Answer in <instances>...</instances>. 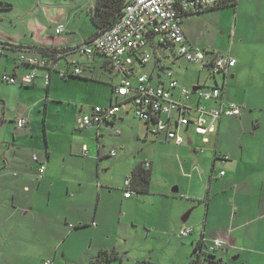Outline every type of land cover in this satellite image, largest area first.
Returning <instances> with one entry per match:
<instances>
[{"label":"rangeland","instance_id":"obj_1","mask_svg":"<svg viewBox=\"0 0 264 264\" xmlns=\"http://www.w3.org/2000/svg\"><path fill=\"white\" fill-rule=\"evenodd\" d=\"M81 1L87 3L90 0H0V3L12 6L10 10L0 9V43L44 46L45 40L59 39V36L72 38L73 33L77 32L76 29L72 30L73 25L68 26L62 35H55L52 31L59 23L66 22L64 19V22H60L63 21L60 20L61 16L74 13V7L79 8ZM95 1L92 0V4ZM238 5L239 20L235 8L214 9L185 19L184 28L191 30L192 36H198L195 38L197 41L192 39L190 45L236 58L239 65L235 72L238 74L242 71L240 77L245 82L244 87L249 89L251 99L258 102L264 98V1L239 0ZM78 15H81L80 22L85 20L89 24H81L80 31L85 33L89 28H95L87 12ZM22 54L31 56L28 52L12 50L0 54V167L7 164L6 160L16 168L11 171L12 176L19 178L21 170L17 168L33 167L35 171H39L40 162L34 161V157L46 162L47 153H52L50 167L59 173L60 178L69 180L73 190L79 189L77 198L72 200L74 204L68 207L70 212H82V218L75 222L73 213H69L67 220L63 218L58 227L49 222L47 227L41 221L35 224L32 219L28 223L21 214H25L27 210L24 209L29 208V204L26 202L20 206L21 201L17 200L16 205L20 207L16 217L9 222L6 230H0L1 264H45L46 261L50 264H85L103 248L109 252H119L123 264H137L140 261L153 264H190L197 258L192 245L193 238L182 237L181 231L174 227V219L178 216L183 226V217L193 206L189 205L191 203L186 200L188 196L184 192L173 193L174 188L179 187L171 185L175 181L176 160L172 156L174 149L170 150L167 145L154 148L143 137L140 129L144 124L136 117L134 110L129 115L124 110L119 117L124 116L126 121L118 122L115 129H110L107 133L106 130L103 131L105 135L101 140V151L103 150L105 158L100 162L99 169L97 131L93 130L89 136V132L79 130L76 119L82 109L87 112L92 107L109 105L106 97L109 90L112 93L111 89L106 87V83L97 82L99 78L106 82V73L105 77L96 74V80L88 82L79 79L64 80L54 76L49 94L51 100L47 102V87L41 80L35 86L11 85L3 81L5 75H12L15 65L20 64L19 70L22 73L29 72L19 62ZM157 57H167L164 61L167 69L187 73L185 78L183 76L184 80L181 78V83L187 88L192 89L198 81L204 83L209 75L185 58L175 59L171 52L160 50ZM155 64L156 57H153L146 68L138 67L141 70H137V75L150 74ZM41 74L43 76L41 72L39 76ZM217 77L220 86H223L224 77ZM228 81L229 95L234 82L231 78ZM207 84H212V80L209 79ZM255 116L264 118V113L256 112ZM19 119H28L29 127L17 129L16 122ZM116 130L123 131L124 135L115 136ZM195 132L206 135L202 130L195 129ZM84 145H87L91 155L84 153ZM182 146L190 151L193 149L188 141ZM202 149H205L203 145L196 152L200 154ZM11 151L14 152L10 154ZM113 151L115 155L106 158V152ZM254 158L255 155L250 157L252 161ZM145 159L153 160L156 165L151 194H134L131 200H127V188L123 184L132 176L134 168ZM221 168L223 167L217 168L216 174ZM80 179L83 181L82 188L78 184ZM216 181L222 182L224 179L217 178ZM87 182L91 187L86 186ZM169 185L171 186L165 190L164 187ZM101 187H104L102 199ZM46 196V189L33 195L35 202L40 199L47 202ZM11 201L10 197L7 202L9 207ZM190 201L195 204L194 200ZM78 204L82 207L78 208ZM196 205L204 208L203 227L206 223V229L213 230L210 220L215 216L207 213V204L198 201ZM174 210L177 211L173 212ZM196 210L194 214H198ZM10 211L13 212L12 209ZM75 223H85V227L73 228ZM215 252L213 256L203 255L202 264H216L220 260L223 264H244L246 261L230 247ZM108 264L122 263L115 261Z\"/></svg>","mask_w":264,"mask_h":264},{"label":"crops","instance_id":"obj_2","mask_svg":"<svg viewBox=\"0 0 264 264\" xmlns=\"http://www.w3.org/2000/svg\"><path fill=\"white\" fill-rule=\"evenodd\" d=\"M262 1L264 0H261V2ZM96 3L97 0L93 4L92 0L88 1L87 3L81 1L79 8L74 7V13L72 12L70 14L61 16L60 20L64 19L66 22L64 24L59 23L56 26L58 27L60 25H64L65 28H67L68 26L73 25L72 30L76 29L77 32L73 33L72 38H63L64 36H59V39H52V44V40H45L46 45L44 46H25L30 48L51 47L67 49L85 44L86 41H88L96 33V29L94 27L89 28L88 32L85 33L80 31L82 26L81 24H86L88 26L89 24L85 20L80 22L81 15L79 16L78 13L87 12V15L91 19L90 13L92 9L95 8ZM237 9H239V5ZM237 9L235 11L237 13V19L239 20V10L237 11ZM64 20L60 22H64ZM185 26L186 23L184 21L182 27L189 43H191L192 39H194L196 42L197 40L195 38L198 36H192L190 34L191 30H185ZM55 28L52 32L55 33V35H58L55 31ZM65 31L62 34H64ZM195 33L196 32L194 31V34ZM159 52L160 50L157 51V55ZM31 56L39 58V55L35 52H31ZM174 57H176L175 59L181 58L176 55H174ZM166 58L167 57H163L160 59L165 61ZM80 61L88 64V68L90 70L86 76L91 80H96V74H102L105 77L106 73V82H102L101 78L97 79V82L99 83H106V87L110 88L112 91V93L109 92L110 90L108 91L106 100L107 103L109 102V105L107 104L106 108L110 107L111 104L116 103L117 101L119 102L121 98L118 96L116 91H113V88H117V86L120 84L121 77L116 74L113 75L107 70V68L105 69L104 59L100 56H95L93 58L82 57L80 58ZM151 61L152 59L147 64V66L151 63ZM236 61L237 64L234 69L230 70L227 81L224 77V81L226 82V91L222 95L225 103L234 102L241 107L242 112L239 117H222L221 120L215 123V132H209L206 135L197 134L195 132V128L190 126L188 129H186L187 131L185 132V136L186 142L188 141L189 145L193 146L191 151L187 147L175 145L174 143L167 140L164 136L153 135L144 122V125L140 131L142 132L146 141L151 142V145H153L154 148L156 147L159 149V147H166L165 145H167L170 150L174 149L175 151L172 156L176 160L174 163V179L176 182H171V185H179V187H175L174 189L178 188L179 191L184 192V194L188 196L186 197V200L191 203L189 205L191 207L193 206L192 210H189L191 214L188 221L186 222L188 225L183 221L182 222L184 223L183 226L193 229L191 238H193L192 245L194 248L200 241L211 245L213 241L222 238L227 240L228 244L226 248L230 247L231 249L238 252L240 256H243L246 259L247 262L245 261L244 264H264V118L255 116L256 112L264 113V98H261L258 102L251 99L250 91L248 88L244 87L243 83L245 82L240 77L242 71L238 74L235 72L239 65V61L237 59ZM20 67V64L18 65V68L15 65V69L11 74L17 77H22L32 71L30 66L27 67L29 72L22 73L19 70ZM138 69L139 71L141 70L138 68V66H136V76H142L137 75ZM172 70L173 78L178 81L179 85L182 88L191 90L190 88L183 86V83H181V78L184 80L187 73H178L174 71V69ZM40 72L43 73V76L42 74L39 76ZM36 73L37 78L33 84L23 85L20 82L16 84L21 86H35L39 80L43 81L41 83L47 87L48 96L45 100L48 102L51 100L49 94L51 92L53 78L54 76L58 75L53 74L50 78L49 84H46L44 77L47 72L36 70ZM143 75H149L150 77H153L154 80L151 82V85L153 86L164 85L166 87L170 81L167 74L157 72L156 64L150 74L145 73ZM164 77H166V79H164ZM230 78L234 83H232L231 92L228 95V79ZM211 80L212 84H207L206 82L201 83L198 81L196 86H212L215 80ZM216 80L218 85H220L218 77ZM173 93L174 99L179 100L181 95L180 90L175 89L173 90ZM188 104L189 106L203 105L209 110L219 106L218 102L202 100L199 95H193L188 101ZM92 108L87 112H85V109L80 110L76 120H78L81 115L89 113ZM125 111L126 115H129L130 112H133L131 107ZM125 121V117L120 116L113 122L115 124L113 126L104 125L99 129L93 128L83 131L89 132V136H91L90 133H92L93 130L97 131V156L99 159V169L101 164L100 162L105 158L103 150L101 151V146L103 144L101 140L104 138L105 133L109 132L112 127L115 128L117 126L118 122ZM23 129L24 128H22V130ZM105 130L106 132L103 133ZM122 135H124L123 131ZM138 136L141 137V135ZM202 145L205 149H202L200 154H198L199 152H196V150ZM84 147L87 148V145H84ZM13 152L14 151H11L10 154ZM88 153L91 155L90 151H88ZM252 155H255L254 161L250 159ZM109 157H111V153L106 152V158ZM51 159H53L52 153L49 152L47 153L46 162H42L40 161L41 159H38V162L45 165L46 167V171L43 175H40L39 171H35L33 167L28 168L20 166V168H17L21 170L19 178L12 176L11 171L15 170L16 168L5 160L7 164L4 167H0V230H6L9 222L16 217L19 207L25 205L26 202L29 204V208L24 209L27 211L25 214H21V217L28 223H30L32 219L35 224L36 222L41 221L46 227L48 222L55 223L56 226H61L63 218H66L67 220L69 213H73L74 221L81 220L82 212L78 213L79 210H76V212H70L71 209L68 207L74 204V201L72 200L77 198V191H79V189L77 188V191L73 190L69 180L60 178L59 173L50 167L52 165L50 164ZM143 162L151 163L152 169L155 172L156 165L153 160L145 159ZM219 166H222L223 168H221L218 171L219 173L216 174L217 168ZM222 173H224L223 176ZM217 178L224 179V181L217 182ZM79 181L80 182H78V184H80V188H82L83 183L81 182L83 181L81 179ZM125 182L123 184L124 187ZM171 185L167 186L166 188L164 187V189L167 190ZM86 186L91 187L88 182ZM42 188L44 190L46 189L47 202H43L41 199L35 202L33 195H35L38 191H42ZM103 188L104 187L100 188V199H102ZM10 197L12 201L11 206L9 207L7 202H9ZM131 198L125 197L127 200H131ZM17 200L21 201L20 206L16 205ZM190 200H194L195 204L193 205ZM198 201L206 203L207 213L211 215L213 214L215 216L212 220H210L213 230L208 231L206 229V223L203 227L202 224L204 220L202 217L204 216V208L202 206L196 205V202ZM77 206L78 208L82 207L81 204H78ZM190 206L187 207V210L190 208ZM44 208H46L45 211ZM10 209H12L13 212H11ZM194 209H197L196 213L198 214H194ZM175 211L177 210H174L173 212ZM189 212L183 217V219L186 218ZM199 215L201 216L200 219ZM175 217L176 219H174V227L177 228L176 230H180L183 226L180 223L181 221L179 220V217ZM93 218L94 222L96 220V214ZM220 222H225V224L221 225ZM94 224L95 222L93 225ZM80 225L85 226V223H75L73 228H76ZM103 249L106 250V248ZM97 256L98 254L94 255L93 258L88 260L85 264H91V262L94 261ZM257 256L259 258H257ZM47 262L49 261H46L45 264ZM57 264L62 263L58 262Z\"/></svg>","mask_w":264,"mask_h":264},{"label":"built area","instance_id":"obj_3","mask_svg":"<svg viewBox=\"0 0 264 264\" xmlns=\"http://www.w3.org/2000/svg\"><path fill=\"white\" fill-rule=\"evenodd\" d=\"M221 0H131L126 6L124 16L107 32L95 38L90 44H83L74 47L67 54L69 64H78L82 57L93 58L101 54L109 61V67L113 74L121 77L120 84L116 92L120 96H131L133 92L134 101L129 106L125 102L110 107H94L89 113L79 117L77 124L81 131L89 129H99L108 123H113L124 110L133 106L136 117L144 122L149 131L155 136H164L167 140L177 146L186 143L185 132L190 126L202 130L206 134L214 131L215 123L222 117H239L241 107L234 102L225 103L221 89L204 88L194 93L189 89L182 88L178 81L171 79L169 87L164 85L152 86L147 75L136 76V66L146 65L150 62L158 50H165L185 58L188 62L205 69V53L198 47L190 45L182 27V16L184 12L197 10L198 8H211ZM65 27L59 26L57 33L64 32ZM1 53V50H0ZM66 55V56H67ZM138 58L140 63H136ZM21 61L34 67V71L22 77H8L4 80L10 84L20 82L23 85L34 83L37 68H47L57 70L61 67L51 59H34L21 57ZM237 64L236 59L220 57L215 60L211 72L215 75L225 74L228 76L230 70ZM160 66L164 62L159 63ZM83 69L77 67L74 70L76 75H81ZM169 77L173 75V70L165 71ZM63 75V74H62ZM46 84L50 82V75H45ZM135 81H137L135 83ZM180 90V99H174L173 90ZM195 94L202 100L216 101L219 106L214 109H207L203 105L189 106L188 101ZM129 99V98H128ZM28 123L27 119H19V127H24ZM115 129L114 127L111 128ZM115 136H121L122 131L116 130ZM88 149L84 147V153L89 155ZM115 152L111 153L114 156ZM146 167H151L146 163ZM42 167V172L45 171ZM224 175V173H222ZM126 188H130L131 180L125 182ZM131 194H125L126 198H131ZM191 228H184L181 231L182 237H187L191 233ZM206 243V242H204ZM227 242L221 239L213 241L207 245L209 252H215L227 247ZM46 264H50L47 262Z\"/></svg>","mask_w":264,"mask_h":264},{"label":"trees","instance_id":"obj_4","mask_svg":"<svg viewBox=\"0 0 264 264\" xmlns=\"http://www.w3.org/2000/svg\"><path fill=\"white\" fill-rule=\"evenodd\" d=\"M130 2H131V0H97L95 8L92 9V11L90 13L93 25L95 26V29H96V33L88 41H86L85 44L86 45L90 44L95 38L103 35L107 31H109L124 16V11L126 9V6ZM238 4H239V0H221L217 5H215L214 7H211V8H198L195 11L191 10L190 12H184L183 16H182V25H183V22H184L185 19L193 18L195 15H198V13H199V15H203L207 11H213L214 9H223V8H226V9L227 8H230V9H234L235 8V10H236L237 7H238ZM0 9H2V10H10V9H12V6L10 4H7V3H0ZM201 12H203V13H201ZM58 27H56V33H57ZM65 29H64V31H65ZM58 35H60V34H58ZM186 38H187V36H186ZM73 48L74 47H70V48H67V49H64V48L63 49H59V48H51V47H33V48H30V47H26V46H15V45H10V44H1L0 43V50H1L0 54L3 55L5 51H10V50H12L13 52H19V53L35 52V53H37L39 55V58L32 57V56L27 57V56H25V54H22V56H24V58L51 59L55 63H59V66L61 65V67L58 68L57 70H50V69H47V68H37V70H39V71L47 72L50 75V78L52 77L53 74H57L61 79H64V80H67V79H79V80H83V81L88 82V80H91V79H89L86 76V74L90 70L88 68V64H85L84 62L80 61V59H79L80 62H78V64H72V63L69 64V62L66 61L67 57H68L67 54H69L72 51ZM202 51L205 53L206 62H205V66H204L205 69L201 70V71L209 73L208 77L205 79V82L207 83V81L209 79H214L215 82L213 83L212 86H207V85L201 86V85H198V87H201V89L212 88V87L219 88V89H221V92L223 94L226 91V82L224 81V85L223 86L218 85V83L216 82L217 81L216 78H217L218 75L213 74L211 72V69H212V66H213V64H214L216 59H218L220 57H225V56L219 55V54H214V53H211V52H209L207 50H202ZM173 55H175V54H173ZM22 56L19 57V62L22 63L25 67H30L29 64H27V63H25V62L20 60ZM95 56H100L101 58H103L104 59L105 69L107 68V70L111 74H113L112 70L109 67L108 59H106V57L101 55V54H97ZM157 56L158 55H154L153 56V57H156V69H157V72L166 73L165 71L166 70H170V69H167L166 66H165V62L163 60H161L160 58H158ZM152 60H153V58H152ZM161 61L164 62L163 66L159 65V63ZM136 63L137 64L140 63L138 58H136ZM146 66H147V64L146 65H141V67H144V68ZM77 67H80V68L83 69V72H82L81 75H76L74 73V70ZM17 68H18V65H17ZM31 69H32V71L30 73H32L34 71V67H31ZM26 75H28V74H26ZM219 75H222L223 77H225V80L227 81L228 76H226L225 74H219ZM5 76L17 77L15 75H5ZM147 76L149 77V81L151 83L152 80H154L153 77H150L149 75H147ZM4 77H3V81L8 83V84H10L8 81L4 80ZM172 78H173V75L171 77L168 76V79L170 81H171ZM170 81H169V83H168V85L166 87H169ZM136 82L137 81H135V83ZM11 85H13V84H11ZM116 89L117 88L114 87L113 91L115 92ZM135 94L136 93L133 92V94H131L130 97L129 96H120V95H118L121 98L122 101L120 102V100H119V102L117 101L116 103L111 104V106L119 105V103H122V102H125L127 105L131 106L132 105V100L134 101V98H135L134 95ZM195 95H198V94H195ZM131 108L133 110V106ZM16 123H17V129H22V128L28 127L29 124H30V121L28 120V123L22 128L19 127L18 121ZM106 124L109 125V126L115 125L114 123H108V122H106ZM34 161L38 162L39 160H38L37 157H34ZM43 166L45 167V165L40 164V168H39L40 175H43L44 172L46 171V169H45V171L42 172V167ZM153 174H154V170L152 169V166L147 168L146 167V162L139 163L135 167V169L133 170L132 176L130 178H128V179L131 180V186H130V188H127V191H126L125 194L131 192V193H133V194H131V197L134 194H140V195H149V194H151L152 181H153V177H154ZM83 227H85V226L80 225V226L76 227V229H80V228H83ZM184 228H189V227L183 226L180 229V231H182V229H184ZM192 233H193V229H192L191 233L185 238L190 237L192 235ZM194 249H195V255H197V258L193 259L190 262V264H202V260L201 259H202L203 255L213 256L216 253V252H209L206 243H204L203 241L202 242L200 241L196 245V247ZM219 250H222V249H219ZM115 261H119V262H121L123 264L121 254L119 252H117L116 250L111 251V252H109L108 250H102L98 254V256L94 259V261L91 262V264H108V263H112V262H115ZM137 264H152V263H149V262H146V261H140ZM216 264H223V263L220 260V261H217Z\"/></svg>","mask_w":264,"mask_h":264},{"label":"water","instance_id":"obj_5","mask_svg":"<svg viewBox=\"0 0 264 264\" xmlns=\"http://www.w3.org/2000/svg\"><path fill=\"white\" fill-rule=\"evenodd\" d=\"M200 89H201V87L194 86V87L192 88V91H193L194 93H197ZM178 192H179V189H178V188H176V189L173 190V193H175V194L178 193ZM190 214H191V212H189V214L186 216V218H184V219L182 220L184 223H186V222L188 221Z\"/></svg>","mask_w":264,"mask_h":264},{"label":"clouds","instance_id":"obj_6","mask_svg":"<svg viewBox=\"0 0 264 264\" xmlns=\"http://www.w3.org/2000/svg\"><path fill=\"white\" fill-rule=\"evenodd\" d=\"M187 131V130H186ZM171 142V141H170ZM173 143V142H172Z\"/></svg>","mask_w":264,"mask_h":264}]
</instances>
